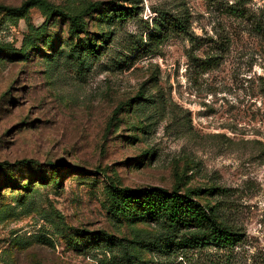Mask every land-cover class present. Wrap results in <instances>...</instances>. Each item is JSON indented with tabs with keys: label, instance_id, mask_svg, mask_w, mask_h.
Wrapping results in <instances>:
<instances>
[{
	"label": "rangeland",
	"instance_id": "obj_1",
	"mask_svg": "<svg viewBox=\"0 0 264 264\" xmlns=\"http://www.w3.org/2000/svg\"><path fill=\"white\" fill-rule=\"evenodd\" d=\"M41 1L79 25L0 11V264H264V0ZM111 187L187 194L240 241L165 239Z\"/></svg>",
	"mask_w": 264,
	"mask_h": 264
},
{
	"label": "trees",
	"instance_id": "obj_2",
	"mask_svg": "<svg viewBox=\"0 0 264 264\" xmlns=\"http://www.w3.org/2000/svg\"><path fill=\"white\" fill-rule=\"evenodd\" d=\"M35 5H39L46 13L59 12L64 15L63 11L53 10L41 0H28L17 8L0 6V11L7 16H20ZM96 6V4L90 5L87 10L94 9ZM64 16L71 22V29L76 30L79 17ZM170 26V29L160 34L159 39L165 40L174 28L178 33L187 34L182 23L170 24ZM3 166L0 163V169ZM39 179L43 180L42 174H39ZM109 197L113 204L112 212L115 215H126L133 211L148 222L160 221L165 226V239H170L172 234H183L185 244L193 247L210 243L216 247H227L240 241V237L229 227L217 221V210L209 206L203 207L192 197L180 194L177 190L167 192L156 188L132 190L111 187Z\"/></svg>",
	"mask_w": 264,
	"mask_h": 264
}]
</instances>
